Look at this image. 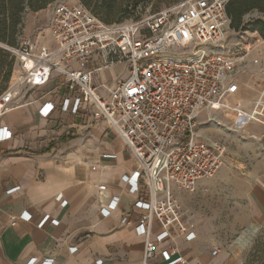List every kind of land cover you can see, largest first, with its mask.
Returning a JSON list of instances; mask_svg holds the SVG:
<instances>
[{"label":"built area","instance_id":"2783aa9c","mask_svg":"<svg viewBox=\"0 0 264 264\" xmlns=\"http://www.w3.org/2000/svg\"><path fill=\"white\" fill-rule=\"evenodd\" d=\"M229 1L183 0L178 13L170 8L139 21L111 25L84 4L57 3L48 25L51 45L23 39L21 48L14 51L25 67V60L30 65L20 83L0 95V143L12 137L2 119L20 105L22 93L53 80L54 93L63 95L58 104L43 103L41 117L49 118L58 109L103 117L135 157L137 169L124 177L125 182L131 190L142 188L146 193L147 199L134 205L142 212L135 230L146 239L145 262L157 255L160 243L173 237L174 227L182 229L184 216L174 189L196 193L201 182L213 180L226 165V149L200 131V115L206 110L232 113L237 130L251 121L264 124V49L254 45L258 58L253 64L260 65L263 80L257 97L247 102L238 96V77L253 47L240 40L230 43ZM114 69L116 77L106 79L105 72ZM101 159L115 160L116 156L106 153ZM99 190L103 193L107 186ZM57 199L67 206L61 194ZM119 202L113 197L102 204L103 218L111 216ZM18 219L30 221L32 217L25 212L14 217V224ZM130 221L127 215L121 223ZM154 221L162 231L153 237ZM185 238L192 241L196 234L188 232ZM160 253L166 264H190L176 256L174 247ZM218 254V248L211 253L212 257ZM35 263L32 259L28 264Z\"/></svg>","mask_w":264,"mask_h":264},{"label":"crops","instance_id":"0c3cea01","mask_svg":"<svg viewBox=\"0 0 264 264\" xmlns=\"http://www.w3.org/2000/svg\"><path fill=\"white\" fill-rule=\"evenodd\" d=\"M255 69L259 81L255 95L248 91L242 74L238 77V96L247 102L257 97L263 80ZM116 74L108 70L104 77L113 80ZM55 82L22 93L20 105L2 119L12 137L0 143V264H28L32 259L35 264L47 259L54 264H166L160 252L168 247L176 248V256L190 264H244L250 239L264 228V124L251 121L235 131L231 119L230 130H221L231 140L224 146L227 166L216 180L221 181V188L227 180L228 189L244 191L246 211H241L240 198H235L236 208L230 214L222 215L219 210L213 216L199 212L195 217H183L181 228L186 231L174 227L173 237L160 243L157 255L145 262L146 239L135 230L142 212L134 205L139 199L146 200V193L142 188L131 190L124 180L137 169L135 157L100 115H73L58 109L49 118L41 117V105L58 104L63 95L54 93ZM106 153L116 159L102 160ZM94 165L97 171L91 168ZM231 170L240 171L242 177H229ZM104 184L107 190L101 193ZM60 194L67 206L57 199ZM174 194L184 196L176 189ZM113 197L120 199L118 209L103 218L101 205ZM226 203L220 199L217 204L225 207ZM25 212L32 219H18L14 224V217ZM127 215L130 223L122 224ZM152 229L153 237L162 231L156 221ZM188 232H194L196 238L187 241ZM243 234L250 237L245 248L228 247L227 239L232 235L239 239ZM216 248L219 254L212 257Z\"/></svg>","mask_w":264,"mask_h":264},{"label":"rangeland","instance_id":"374dc122","mask_svg":"<svg viewBox=\"0 0 264 264\" xmlns=\"http://www.w3.org/2000/svg\"><path fill=\"white\" fill-rule=\"evenodd\" d=\"M36 0H26L24 4L23 21L21 25V33L17 38V45L11 46L7 43L0 42V95L5 93L6 90L15 86L22 80L26 67L22 60L15 54L21 48V41L23 39H35L39 42L51 45L49 21L51 18V9L57 3H68L71 5L84 4L87 6V2L90 3V8L95 12H101V17L108 22H115L116 20H122V23H129L131 21L147 18L162 12V10L173 8L176 13L180 11V3L183 0H53L51 4L43 10L32 11L30 8L31 3H35ZM104 1L106 7L103 10L98 9ZM259 7L249 10L242 18L241 24L237 29L231 28L230 43H234L237 40L243 41L244 45L249 43L253 47L251 55L248 56L243 62L242 66V78L244 77L248 91L254 95L257 92V85L259 81H256V69L259 70L260 65L253 64V60L258 58V53L254 52V45L264 49V37L261 32L254 30V27L264 24V11L260 7H264V2H257ZM89 7V6H88ZM98 9V10H97ZM258 40L261 42L259 43ZM117 69H120L117 68ZM116 69V70H117ZM116 70L113 72L116 74ZM11 71V76L8 78V73ZM262 77L260 74L258 76ZM249 99V98H248ZM215 119V120H211ZM231 119H235L232 113L221 114L211 112L209 110L204 111L199 117V129L206 133V136L212 140L225 146L231 140L230 136L222 133L223 130L220 126H216V121L223 123L224 126H229ZM218 128V129H217ZM202 132V133H203ZM226 156V154H225ZM226 164V163H225ZM227 164L225 165V167ZM224 167V168H225ZM223 168V169H224ZM222 169V170H223ZM234 173V174H233ZM236 175L238 178L242 177V174L238 170H231L229 177ZM221 181L213 180L204 181L199 186V191L196 193H189L185 191H178V193L184 194L183 197L177 196L180 202L182 213L185 218H191L199 215V212L208 216H213L215 211L222 215L230 214V210L235 207L234 199L240 198L241 211L244 212L247 209V200L244 196L243 190L234 191L232 188L227 187V180L223 181L225 187H220ZM235 192V194H234ZM176 196V195H175ZM220 199L227 201L225 207H221L218 203ZM231 200L230 203H228ZM217 202V203H216ZM204 203V204H202ZM208 205V206H206ZM194 208L193 210L186 209L185 207ZM259 232V230L257 231ZM250 237L243 234L238 239V235H232L227 239L228 247L234 250H241L245 248L249 242ZM250 246L248 253L245 252L243 256L244 264H264V228L260 235L254 236L250 239Z\"/></svg>","mask_w":264,"mask_h":264},{"label":"trees","instance_id":"16d2710c","mask_svg":"<svg viewBox=\"0 0 264 264\" xmlns=\"http://www.w3.org/2000/svg\"><path fill=\"white\" fill-rule=\"evenodd\" d=\"M53 0H36L35 3H31L30 8L32 11H39L46 9ZM264 0H230L227 4V12L231 18V28L237 29L241 24V18L251 9L258 8L257 2ZM26 0H0V42L7 43L11 46L17 45V38L21 33V25L23 21L24 4ZM87 8L105 24L122 23V20H116L115 22L105 21L101 17V12H95L90 8V3H86ZM89 6V7H88ZM106 7L104 1L99 5L100 10ZM97 9V10H98ZM264 11V7H260ZM141 20V19H140ZM139 21V20H136ZM258 30L264 37V24L253 28ZM11 71L8 73L10 78Z\"/></svg>","mask_w":264,"mask_h":264},{"label":"bare ground","instance_id":"6f19581e","mask_svg":"<svg viewBox=\"0 0 264 264\" xmlns=\"http://www.w3.org/2000/svg\"><path fill=\"white\" fill-rule=\"evenodd\" d=\"M25 65H26V68H29V65H30V64H29L28 61L25 60ZM229 114H230V113H229ZM211 120H215V119H211ZM216 126L219 127L218 124H217V121H216ZM221 128H222V127H221ZM217 129H218V128H217ZM222 129H225V128H222ZM226 130H227V129H226ZM229 130H230V127H229V129H228L227 131H229ZM233 130L236 131L237 129H234V128H233ZM203 134H204V133H203ZM204 136H206V135H204ZM206 137H207V136H206Z\"/></svg>","mask_w":264,"mask_h":264}]
</instances>
